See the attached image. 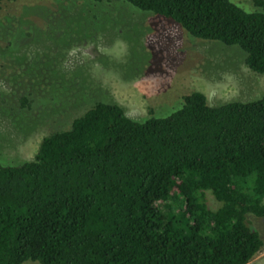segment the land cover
Instances as JSON below:
<instances>
[{"label":"trees","instance_id":"obj_1","mask_svg":"<svg viewBox=\"0 0 264 264\" xmlns=\"http://www.w3.org/2000/svg\"><path fill=\"white\" fill-rule=\"evenodd\" d=\"M119 1L264 75V0ZM248 214L264 218V95L209 107L191 92L141 122L95 102L0 165V264H248L262 247Z\"/></svg>","mask_w":264,"mask_h":264},{"label":"rangeland","instance_id":"obj_2","mask_svg":"<svg viewBox=\"0 0 264 264\" xmlns=\"http://www.w3.org/2000/svg\"><path fill=\"white\" fill-rule=\"evenodd\" d=\"M245 12L251 0H230ZM236 47L188 36L171 21L119 0H4L0 8V165L31 161L41 139L66 129L95 102L133 121L165 117L181 97L209 107L264 95ZM206 205L218 204L206 194ZM262 241L264 218L245 217ZM23 264H36L25 262Z\"/></svg>","mask_w":264,"mask_h":264}]
</instances>
